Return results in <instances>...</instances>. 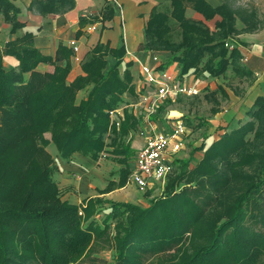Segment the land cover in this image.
<instances>
[{
    "label": "trees",
    "instance_id": "obj_1",
    "mask_svg": "<svg viewBox=\"0 0 264 264\" xmlns=\"http://www.w3.org/2000/svg\"><path fill=\"white\" fill-rule=\"evenodd\" d=\"M237 2L222 0L212 7L207 0H168L156 5L138 50L167 53L160 67L177 62L180 77L190 71L198 79L219 78L229 68L247 76L237 67L238 52L224 44L257 30L261 20L253 5ZM73 7L74 0H33L28 9L45 16ZM188 9L204 21L220 20L210 30L188 17ZM18 13L11 0H0V14L15 35L0 46V264H79L112 248L111 264H264V98L255 99L237 128L196 148L203 154L195 166L190 163L196 149L187 159L175 160L178 172L150 207L101 198L72 204L62 199L52 178L58 168L46 147L53 145L65 163L75 155L93 162L110 156L127 177L135 153L130 134L138 131L140 121L125 111L116 128L108 113L124 104L125 93L134 92L132 64L122 69V38L116 48L98 42L83 57L81 74L68 81L71 50L58 45L53 57L41 54L31 33L18 35L24 27ZM113 16L105 4L98 17H80L79 25L103 24ZM4 56L13 57L17 66L4 69ZM107 56L114 60L111 66ZM62 61L64 66L57 65ZM40 64L53 70L41 72ZM79 93L84 95L78 98ZM201 93L211 105L210 115L227 99L221 87H205ZM161 113L165 105L153 118ZM203 124L185 120L192 132ZM105 204L109 212L98 225L94 218Z\"/></svg>",
    "mask_w": 264,
    "mask_h": 264
},
{
    "label": "crops",
    "instance_id": "obj_2",
    "mask_svg": "<svg viewBox=\"0 0 264 264\" xmlns=\"http://www.w3.org/2000/svg\"><path fill=\"white\" fill-rule=\"evenodd\" d=\"M32 1L11 0L12 4L19 10L18 20L24 24L18 35L31 33L34 46L45 56L53 57L58 45L69 48L72 52V57L70 59L71 70L67 77L68 81H72L81 74L80 63L95 44L101 42L108 44L110 48H116L120 44V38H122L125 56L121 66L123 69L126 62L132 64L130 71L134 86L133 93H125L123 95V105L127 107L125 111L140 118L138 109L131 108L138 103V93L141 89L139 69L132 61V57H138L143 62L149 63L146 51L138 50L139 45L144 40V25L152 8L166 3L168 0H116L117 6H113L107 0H74V7L71 10L58 15L48 14L45 16L28 9ZM207 2L212 7H218L222 4V0H207ZM105 4H108L114 11V16L110 21H106L103 24L99 21L92 22L83 27L79 25L80 17L86 19L98 17ZM254 8H256L258 18L261 20V26L251 33L239 34L230 41L235 47L234 50L239 54L237 67L245 71L248 74L247 76H236L229 68L225 75L219 78L198 79L190 74V71L180 77L179 64L177 62L169 63L165 67L168 72L175 76L177 75L179 80L185 79L190 84L197 83L200 91L205 87L210 91L221 87L225 91L227 99L220 100V111L215 115L209 114L207 116L209 117L206 119L209 131L226 127L227 125L228 130L237 128L240 121L243 122L247 119L246 113L252 107L255 99L257 97L264 98V0H259L258 3H255ZM186 15L194 20L204 22L210 30L214 29L215 21L220 20L219 17H216L211 21H204L201 15L190 9L186 11ZM94 25L96 29L89 31L88 27ZM237 28L240 29V25H237ZM9 30L10 25L4 22L0 14V46L15 38V35H11ZM70 42H74L77 46L78 50L76 53L72 51ZM155 54H157L161 65L166 63L169 56L167 53ZM106 61L108 66L114 63L113 58L110 56L106 57ZM2 64L4 69L9 70L16 67L18 62L13 57L4 56ZM57 65L64 66L65 61L59 62ZM37 70L51 72L53 67L40 64L37 66ZM209 79L211 80L209 81ZM203 104L208 106L207 109L209 111L211 106L209 107L205 101H203ZM164 114H167V119L180 118V115L171 118V113L167 112L166 109ZM181 119L183 118L181 117ZM201 122H204V120H198L195 124H200ZM135 142L136 138L134 137L131 141V148L136 150V153L141 147L136 148Z\"/></svg>",
    "mask_w": 264,
    "mask_h": 264
},
{
    "label": "rangeland",
    "instance_id": "obj_3",
    "mask_svg": "<svg viewBox=\"0 0 264 264\" xmlns=\"http://www.w3.org/2000/svg\"><path fill=\"white\" fill-rule=\"evenodd\" d=\"M258 2L259 0H238L235 4H251L255 6V3ZM210 80L211 79H209V81ZM83 95V93H80L78 98H81ZM202 95L203 93L195 97L186 98L176 96L168 98L162 103V105H165L167 112L171 113V118L180 115L184 123L186 119H189L191 124L198 120H204L203 126L199 129H195L193 132L191 128H187V132L183 137V148L173 156V161L187 159L192 150L199 148L201 145H209L211 141L217 139L223 130H228L227 125L226 127H220L219 129L209 131L207 126L208 122L206 121V119L209 118L207 117L209 116V111L207 109L208 106L203 104ZM208 105L209 107L211 106L210 104ZM166 116L167 114L161 113L158 117L152 119L155 122L158 121L160 124H166L168 121ZM139 121L138 131L130 134L131 140L134 137L136 138V142L134 143V145L137 146L136 148H142L148 136V132L144 127V122L140 118ZM45 137L49 138V135L46 134ZM127 139L128 138L125 140ZM46 151L51 155L57 165L58 171L53 174L52 178L62 194V199L72 204L81 205L85 198H101L112 202L133 204L142 209H146L150 207L156 199L163 197L168 180L178 172V165L173 162V171L166 176L164 181L156 182L145 191H140L130 181V173L134 167L136 153L133 154L128 162L129 174L126 177L121 172L123 166L118 164L110 156L99 158L97 161L93 162L83 156L75 155L69 163H65L57 157V152L53 145L49 144L46 147ZM135 151L136 150H134V152ZM202 154L203 152L197 151L196 149L190 167L196 165L202 158ZM108 212L109 205L105 204L99 214L94 218V221L100 225L104 215ZM110 231L111 234L109 235L112 236L115 231L114 225L111 226ZM114 253V248L100 251L93 255L95 261L90 262L84 260L79 264H111Z\"/></svg>",
    "mask_w": 264,
    "mask_h": 264
},
{
    "label": "built area",
    "instance_id": "obj_4",
    "mask_svg": "<svg viewBox=\"0 0 264 264\" xmlns=\"http://www.w3.org/2000/svg\"><path fill=\"white\" fill-rule=\"evenodd\" d=\"M113 6H117L116 0H107ZM96 26L88 27L94 31ZM74 53L78 48L74 42H70ZM224 46L228 50H234V45L227 41ZM149 63L143 62L138 57H132V61L139 69L141 77V91L138 93V103L133 109H138L140 119L148 132L144 146L136 152L135 162L130 181L140 191H145L152 184L164 181L166 176L173 171V156L183 148V137L187 127L180 118L168 119L166 124L153 121L155 116L168 98L182 96L194 97L200 94L196 84H190L185 79L179 80L178 76L160 67L159 58L153 52H145ZM125 105H120L108 115L111 124L119 127L123 120ZM102 158V157H101ZM104 158V157H103Z\"/></svg>",
    "mask_w": 264,
    "mask_h": 264
}]
</instances>
